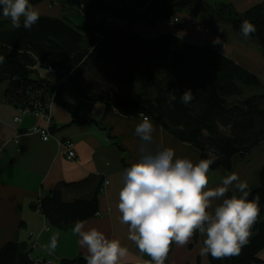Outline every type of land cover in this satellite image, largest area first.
Listing matches in <instances>:
<instances>
[{
	"label": "trees",
	"instance_id": "trees-1",
	"mask_svg": "<svg viewBox=\"0 0 264 264\" xmlns=\"http://www.w3.org/2000/svg\"><path fill=\"white\" fill-rule=\"evenodd\" d=\"M46 1L50 0L30 3L35 6ZM63 2L88 19L109 15L152 27L189 10L202 20L226 26L240 39L255 42L264 56V5L240 15L225 3L200 7L193 0L173 4L168 0H135L133 9L109 7L104 0ZM245 20L256 29L247 38L240 32ZM206 28L211 30L208 25ZM0 57V86L7 85V101L17 108L26 105L30 89L51 92L56 87L59 79L46 74V69L52 67L63 72L67 84L82 99L105 103L127 118L148 116L175 140L194 147L200 160H213L209 170L231 171L234 157L245 159L264 143V91L246 94L244 89H263L260 80L209 46L188 44L171 34L147 39L122 29L76 27L53 18H40L30 30H25L21 21V27L15 29L9 19L0 17ZM104 74H110L122 87L134 88V92L110 96L109 88L100 81ZM188 90L193 99L183 104L180 95ZM60 93L56 103L60 102ZM170 94L176 96L171 103ZM63 106L73 118L77 116V107L67 103ZM90 184L94 187L85 191ZM102 186L101 178L61 184L38 203V208L51 226L71 230L77 221L86 222L98 215ZM67 189L76 190L75 197L69 198L64 192ZM80 189L82 196L78 194ZM248 191L250 200L258 197L260 201V213L250 229L248 243L239 255L219 260L210 256V264H264V165L258 187ZM198 238L194 233L193 243ZM0 264L33 262L29 250L11 243L0 250ZM72 264L85 261L80 258Z\"/></svg>",
	"mask_w": 264,
	"mask_h": 264
},
{
	"label": "crops",
	"instance_id": "crops-1",
	"mask_svg": "<svg viewBox=\"0 0 264 264\" xmlns=\"http://www.w3.org/2000/svg\"><path fill=\"white\" fill-rule=\"evenodd\" d=\"M179 1L182 0H168L170 4ZM193 1L200 3V0ZM202 1L212 7L220 3L228 4L240 15L258 5H264V0ZM104 3L109 7L124 6L133 9L135 0H104ZM34 7L40 12V18L64 20L76 27L122 29L132 34L147 35V39L171 34L188 44L206 43V46L228 57L250 73L257 76L264 74V57L255 51V46L246 44V41L233 35L229 28L227 35L208 30L205 22L189 11L176 14L178 23L165 21L152 27L145 23H128L109 15L88 19L80 10L66 5L63 0H50ZM86 37L90 38V35L86 34ZM217 37L221 44H213ZM4 85L5 88L0 89V250L8 244H18L29 250L31 257L50 259L55 264H72L82 258L86 249L80 247L79 237L73 234L72 229L62 231L51 226L41 215L38 203L61 184L101 178L103 186L99 194V212L96 217L85 222V230L96 228L109 238L119 239L129 249L121 264H153L147 254L141 253L128 240L127 226L119 224L117 217L120 214L116 208L123 170L137 163L141 156L139 149L144 142L135 135V127L143 118H127L105 103L86 101L71 84H67L61 90L60 102L54 104L51 110L56 126L53 138L43 142L35 136L25 134L35 124L36 120L33 118H24L18 126L13 124L17 107L7 101V85ZM64 94L78 108L75 118L63 106V103L72 105L62 99ZM152 124L155 131L152 142L145 145L148 151L155 153L171 148L175 152V158H188L193 162L200 160V153L194 147L178 142L160 126L153 122ZM64 140L74 143L76 159L73 161L65 158L61 146ZM263 144L245 159L234 157L231 171L209 170L208 188L221 185L226 175L236 173L240 181L248 183L247 190L256 189L259 173L264 165ZM91 185L85 191L94 187ZM64 192L69 198L75 197L74 193H77L71 189ZM234 192L233 189L229 194ZM78 194L82 196L83 190L80 189ZM54 234L58 235L57 247L50 251L48 245ZM202 239L199 236L197 242L193 243L192 237L183 247L173 244L167 264H210V255L199 254Z\"/></svg>",
	"mask_w": 264,
	"mask_h": 264
},
{
	"label": "clouds",
	"instance_id": "clouds-1",
	"mask_svg": "<svg viewBox=\"0 0 264 264\" xmlns=\"http://www.w3.org/2000/svg\"><path fill=\"white\" fill-rule=\"evenodd\" d=\"M0 17L9 19L12 28L19 29L22 21L23 28L30 30L39 21L40 12L30 0H0ZM255 31L246 20L240 25L245 38ZM213 44H221V40L217 37ZM175 99L170 94L168 102ZM192 99L191 90L180 95L183 104ZM154 131L150 118L143 116L135 127V135L144 142L139 149L140 159L122 173L117 220L127 226L128 240L153 264H165L170 246L187 245L194 233L203 238L201 256L219 260L239 255L260 213L259 198L249 199L248 183L240 181L236 173L226 175L221 185L208 188L213 160L175 158L171 148L148 151L145 145L152 142ZM233 189L235 192L229 196ZM85 227L84 221H77L72 229L80 247L86 249L82 257L85 264H121L129 249L119 239ZM57 241L58 235L54 234L48 245L50 251L55 250Z\"/></svg>",
	"mask_w": 264,
	"mask_h": 264
},
{
	"label": "built area",
	"instance_id": "built-area-1",
	"mask_svg": "<svg viewBox=\"0 0 264 264\" xmlns=\"http://www.w3.org/2000/svg\"><path fill=\"white\" fill-rule=\"evenodd\" d=\"M170 21L178 23L177 18H173ZM46 74L54 76L59 79L56 87H53L52 91H46L45 89H30L27 91L26 105L17 108V113L13 118V124L18 126L24 118L31 117L36 120L35 124L28 129L25 134L35 136L43 142H48L53 138L54 127L53 119L51 116V110L56 99L65 84H67V77L62 73H59L57 69L48 67ZM143 118V117H142ZM39 121H42L39 123ZM61 146L64 151L65 158L68 161L76 159V152L74 143L69 140L61 142ZM108 184V183H106ZM44 218V217H43ZM44 220H46L44 218ZM33 264H55L50 259H44L41 257H31Z\"/></svg>",
	"mask_w": 264,
	"mask_h": 264
},
{
	"label": "rangeland",
	"instance_id": "rangeland-1",
	"mask_svg": "<svg viewBox=\"0 0 264 264\" xmlns=\"http://www.w3.org/2000/svg\"><path fill=\"white\" fill-rule=\"evenodd\" d=\"M197 5H201L200 7H203V5L205 4L202 0H200V3H197V2H195ZM196 5V6H197ZM205 7V6H204ZM187 11V10H186ZM189 11V10H188ZM185 12V11H184ZM190 12V11H189ZM190 13H192V12H190ZM192 14H194V13H192ZM194 15H197V14H194ZM198 16V15H197ZM200 17V16H199ZM201 18V17H200ZM204 22H205V24L206 25H208L209 27H210V29L211 30H213V32H216V33H219V34H222V35H227V33H228V28L226 27V26H224V25H221L220 23L218 24V23H216V24H214V23H212V22H210V21H205V20H203ZM75 22H77V21H75ZM134 24H137V23H134ZM227 29H226V28ZM140 36H142V37H144V38H148L149 36H147V35H140ZM241 40H243V41H246V44H248V45H250V46H255L256 47V49H255V51L256 52H258V54H260V56L261 57H264L263 56V54L261 53V51H260V49H259V47H258V45L255 43V42H253V41H250V40H244V39H241ZM206 43H202V44H200V43H195V45H198V46H200V45H204V46H206L205 45ZM208 45V44H207ZM251 48V47H250ZM257 58V57H256ZM257 60V59H256ZM258 61V60H257ZM236 64V63H235ZM239 66V65H238ZM244 69V68H243ZM249 72V71H248ZM253 74V73H252ZM259 76H257V75H255L259 80H260V85H261V87L263 88V89H254V88H249V89H246V87H244V89L246 90L245 92H246V94H250V93H255V92H261V91H264V74H258ZM100 81H101V83H103L104 84V86H107L108 88H109V90H110V96L111 95H113L114 93H118L120 96L121 95H124V94H127V95H129L130 93H133L134 92V88H128V87H122L118 82H116V81H114V79L111 77V75L109 74V75H107V74H104V76L103 77H100ZM67 85H65L64 87H66ZM63 87V88H64ZM3 88H5V85H2V86H0V89H3ZM67 97L68 96H66L65 94H64V97L62 96V99L63 100H66L67 102H71V104H72V100H70V99H67ZM109 101L111 102V100H110V98H109ZM72 105H74V104H72ZM264 145V144H263ZM262 159H264V157H262ZM257 161H258V159H257ZM263 257H264V253H263Z\"/></svg>",
	"mask_w": 264,
	"mask_h": 264
}]
</instances>
